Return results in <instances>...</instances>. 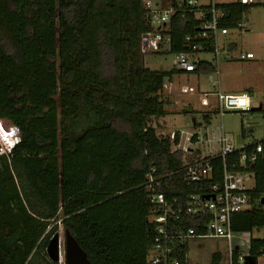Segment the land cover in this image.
<instances>
[{
	"label": "trees",
	"instance_id": "16d2710c",
	"mask_svg": "<svg viewBox=\"0 0 264 264\" xmlns=\"http://www.w3.org/2000/svg\"><path fill=\"white\" fill-rule=\"evenodd\" d=\"M160 1L178 8L177 0ZM215 7L224 14L220 27L231 30L253 6ZM185 10L174 16L163 54L190 52L185 37L198 33L200 13L212 11ZM153 31L143 0H0V119L20 132L11 153L0 155V264H54L47 247L59 224L92 264H149L151 169L160 180L155 189L180 203L221 182L217 160L211 181L190 183L184 153L172 152L153 124L168 115L167 84L186 74L145 67L142 39ZM230 169L254 175V196L264 193V161ZM187 227L204 233L197 218ZM232 228L264 230V204L234 215ZM189 252L186 245L177 254ZM250 255L264 257V237L252 239Z\"/></svg>",
	"mask_w": 264,
	"mask_h": 264
},
{
	"label": "built area",
	"instance_id": "2783aa9c",
	"mask_svg": "<svg viewBox=\"0 0 264 264\" xmlns=\"http://www.w3.org/2000/svg\"><path fill=\"white\" fill-rule=\"evenodd\" d=\"M234 2L246 6H264V0H235ZM216 0H177L178 8L167 7L162 1L143 0L145 19L152 26L153 32L147 33L142 39V52L145 55H159L170 51L171 37L168 31L173 23L174 16L179 10L186 11V7L200 8L204 5L211 6V14L200 13L202 21L195 36L185 37L190 52L177 54L174 61V70L186 74H198L200 64L206 61L202 54L211 50L215 76L210 74L209 81L215 90L213 93H199L198 102L203 108H210L217 104V111L223 118L226 113L235 111L240 113L252 112L251 98L248 94L227 95L221 91L222 57L231 62L233 44L223 48L219 45L220 36L229 35V29L221 28L220 21L224 14L216 9ZM243 21L238 28H246ZM209 44V45H208ZM240 61L255 59L252 52H240L237 56ZM194 92L193 88H185L184 92ZM264 94V91H263ZM216 99V102L211 100ZM196 129L192 133L173 131L169 135H160L169 138L172 144V152L184 153V171L190 183L206 185L212 180L214 174V161L221 160L223 174L221 182L206 186L200 194H191L184 203L177 198L169 200L165 193L155 189L160 185V180L155 176L156 169L152 168L147 175V187L153 191L155 203L154 212L150 218L152 226V245L149 254V264H190L189 254L184 259L178 257V249H185L193 240L207 238H222L228 241L229 264H264V257L252 260L251 241L255 238L254 233L236 234L232 228L234 215L249 211L258 207L264 201V193L254 196L255 176L249 173L231 170L237 166H255L261 160L264 161V139L261 141L244 144L237 147L233 138L225 133L224 125L216 128L218 136L210 135L209 128L206 130L195 123ZM20 142V132L15 126L6 129L0 119V155H8ZM240 157L237 162L229 163L228 160L235 153ZM193 218H197V226L202 227L204 233H198L196 228L187 227ZM264 230H261L262 232ZM239 238L243 243L234 244V239ZM262 238V237H260ZM249 251L243 252L242 247ZM238 248V249H236ZM66 264L65 251L60 249V258L57 263Z\"/></svg>",
	"mask_w": 264,
	"mask_h": 264
},
{
	"label": "rangeland",
	"instance_id": "374dc122",
	"mask_svg": "<svg viewBox=\"0 0 264 264\" xmlns=\"http://www.w3.org/2000/svg\"><path fill=\"white\" fill-rule=\"evenodd\" d=\"M216 1L218 4H226L233 3L235 0ZM244 22L247 24L246 28L231 29L229 35L220 36L219 45L221 48L229 44L236 45L232 54L234 60L228 62L224 57L220 60L221 91L227 95L246 93L251 98L252 109L260 107L262 109L247 114L231 111L222 118L217 111L214 97H211V100L215 104L210 108H203L198 102L200 92H215L209 81L212 72L175 74L172 84H167L163 94L164 98L170 102L167 107L168 115L153 120L159 135H169L173 131L192 133L196 129L194 121H197L198 127L202 126L205 130L209 128V134L215 137L218 136L216 128L223 124L225 133L233 138L237 147L264 139V6L251 7L245 15ZM242 51L252 52L255 59L248 61L236 59ZM202 58L209 62L213 60V55L204 53ZM174 61L175 56L171 54L145 55L144 57L147 69L170 74L174 73ZM213 75L215 76V74ZM215 80H217L216 76ZM185 88H193L195 91L185 93ZM206 115L210 116L209 123L204 119ZM3 125L6 129L12 127L6 121H3ZM58 233L60 234L61 251L64 253L65 229L61 224H59ZM255 236L264 237V231L257 232ZM239 242L243 243L239 238H235L233 243L238 244ZM241 250L249 251L245 246ZM217 253L222 255L217 264H229L228 241L226 239L193 240L190 243V264H213V256Z\"/></svg>",
	"mask_w": 264,
	"mask_h": 264
},
{
	"label": "water",
	"instance_id": "95a60500",
	"mask_svg": "<svg viewBox=\"0 0 264 264\" xmlns=\"http://www.w3.org/2000/svg\"><path fill=\"white\" fill-rule=\"evenodd\" d=\"M261 109L262 108L260 107L258 109H253V111H260ZM60 249V234L57 232L50 239L47 247V254L51 262L57 263L59 261ZM64 251L66 264H92L91 261L88 259L86 252L81 248V246L69 230H65ZM247 260L249 263H252L251 258H247Z\"/></svg>",
	"mask_w": 264,
	"mask_h": 264
},
{
	"label": "crops",
	"instance_id": "0c3cea01",
	"mask_svg": "<svg viewBox=\"0 0 264 264\" xmlns=\"http://www.w3.org/2000/svg\"><path fill=\"white\" fill-rule=\"evenodd\" d=\"M195 123H197V121H194Z\"/></svg>",
	"mask_w": 264,
	"mask_h": 264
}]
</instances>
